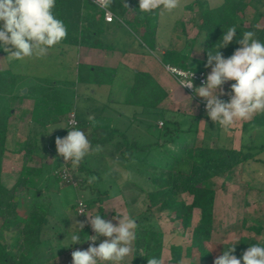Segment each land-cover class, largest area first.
Listing matches in <instances>:
<instances>
[{
  "label": "trees",
  "instance_id": "1",
  "mask_svg": "<svg viewBox=\"0 0 264 264\" xmlns=\"http://www.w3.org/2000/svg\"><path fill=\"white\" fill-rule=\"evenodd\" d=\"M255 1L260 3L262 8L256 13L263 15L264 0H223L216 7H211L206 0H194L186 5L184 11L189 15L187 22L180 23V31L183 35H187L186 24H188L202 35V57L198 59L192 57L196 37L188 38L182 50L165 51L162 57L164 64H172L194 72H207L210 69L205 67L208 51H215L216 44L224 31L232 26L237 28L234 41L227 48L220 49L225 58L230 57L240 47L236 40L242 38V33L245 31H254L256 38L264 42V27H258L256 24L245 25L246 11ZM127 3L129 9L123 7V0H114L110 11L115 16V20L106 23L103 11L86 0H56L53 13L67 28V36L59 44L114 51L113 46L106 45L102 37L109 25L128 17L127 22L122 21L124 25L129 24L130 31L141 44L153 50L157 40V20L160 10L141 13L139 0H127ZM2 52L3 50L0 49V54ZM93 67L86 65L87 72L84 76L79 73V82L87 87L111 86L115 79L113 69ZM64 85L67 84L51 79L32 81L15 74L10 69L0 70V264H34L32 253L48 241L46 236L50 219L56 218L50 196V185L55 183L59 188L67 186L75 188L81 185L89 187L91 184L88 183V178L96 176L98 180L100 176L98 155L116 160L127 172L149 182L146 188L139 186V195L145 196L147 200L145 210L135 208L138 197L127 204L129 215L138 225L134 240L133 264H147V260L153 257L162 259L164 232L154 221L152 210L155 207L161 212H169L170 219L181 230L191 233L188 247L183 248L181 245L169 247V264H181L183 257L192 261L194 250L198 252L199 258L204 260V257L209 255L206 246L212 241L214 229V214L208 204L212 203L216 196L214 189L205 187L204 183L221 172L227 171L232 176L237 166H242L243 169L248 165L247 163L250 162L252 165L257 162L256 154L253 152L258 148L249 146L246 151L243 149L236 151L219 145L216 143L219 130L214 122H210L211 130L205 131L208 144L199 147L197 135L202 115L189 117L188 126H182V121L175 117V113L160 107L168 96L154 78L148 73L135 72L123 104L141 109L147 116L155 115L156 121L161 122L162 126L148 130L152 137L148 142H140L137 138L130 137L117 126L104 129L102 136H97V129L93 127L89 140L93 147L101 145L103 151L86 156L79 167L74 169L71 161L64 162L63 158L58 156L55 145L57 137L67 136L68 127L53 137L48 133L51 126L59 124L64 117L75 111L73 103L66 97ZM24 87H27V92L21 94L20 90ZM18 99L33 101V109L30 113L31 126L21 149L22 167L17 181L7 189L1 182L2 164L6 154L9 121L13 116V106ZM78 122L79 126L75 128L80 130L86 128V122L79 120ZM252 124L264 127V113L256 114ZM42 137H44L43 143H41ZM36 151L42 153L41 159H44V162L42 161L39 168H32L29 163L35 157ZM263 151L264 148H260L258 154ZM49 156L54 158L52 162L47 163ZM63 167L68 170L72 180L82 178L81 181L76 182V186L62 183L60 177L55 175ZM184 195L191 198L190 203L181 198ZM82 202L89 209L95 206L97 200L89 199ZM22 209L24 213L20 214ZM98 210L101 211V207H98ZM195 211L199 212L196 225H194ZM75 213L84 219L78 214L77 205ZM250 230L256 236L264 235L263 227L250 228ZM253 244L264 245V240L260 243L255 239L244 237L240 239L239 248L247 250Z\"/></svg>",
  "mask_w": 264,
  "mask_h": 264
},
{
  "label": "rangeland",
  "instance_id": "2",
  "mask_svg": "<svg viewBox=\"0 0 264 264\" xmlns=\"http://www.w3.org/2000/svg\"><path fill=\"white\" fill-rule=\"evenodd\" d=\"M191 1L193 0H181V6L171 13L166 11L159 12V21L157 20V35L158 33L161 37L166 35L170 29H172L177 19L180 18L185 12L183 5L187 2L190 3ZM206 1L211 5L216 3V0ZM87 2L91 4L89 1ZM260 5V3L255 1L253 4H251L250 8H248L245 14L246 26L250 24H256L258 27H264V14L259 17V20L256 19L257 15L255 16L256 11H258V9H262ZM159 23L162 24L161 29H159ZM128 25H121L123 30L118 32L120 33L119 36L129 35L132 39L137 41L138 38L130 31ZM186 25V30L188 32L191 31L190 35H194L195 29H192L188 24ZM109 26L112 27V30L110 33H105V35L102 37V40L106 45H110L112 47L114 41L116 42L119 40L116 38L117 35L114 34V32H117L116 30L118 28L114 24ZM178 35L181 39H188L186 37L187 35H183L180 29H178ZM124 39L125 38L120 37V40L124 41ZM138 42L142 47L144 46L140 41ZM119 43L120 42H116V46L120 45L119 47L115 48L113 46L115 51L117 48H122L123 44ZM79 48L80 47L66 44H58L50 49L48 53L42 57L33 56L24 58L23 60H15L7 57L8 53L2 49L3 52L0 54V68L3 67V69H10L15 74H18L22 77H27L32 81L35 79H51L55 82H61L63 84L66 83L67 85H64L63 88L66 91V97L73 103L75 110L74 112H76L78 119L81 121L91 122L93 127L100 126V133H97L98 136H102V131L104 129L117 126L118 129L126 132L130 137L137 138L140 142L150 141L152 137L151 135L147 134L148 128L152 130L156 128V126H159L160 123L156 121L155 115L147 116L141 109H134L123 104L127 92L133 82L132 72L125 66H119L118 64L117 66L115 65L112 70L115 74V79L111 86L87 87L79 82V73L81 76H84V74L87 72L85 68L86 65L92 67L94 65H90V63L84 64ZM112 52L114 53V51ZM146 52L150 55L148 51ZM96 53H98L96 56H91V58H95L94 62L92 63L96 65L93 68H96L99 65H106L105 68H109V65H112L111 60L108 58L106 60L105 56H101L99 52ZM3 58L5 60H3ZM206 73L208 74L210 71ZM196 87L199 86L196 85ZM24 90H27V87L22 88L20 93L26 94L23 93ZM193 96L197 97L195 94H193ZM163 107L164 110H167L170 113H175V117L179 121H182V126L184 127L188 126L190 120L189 117L194 116V111H190L187 108H177L175 103H170L169 101L165 102ZM123 112L125 113L126 117H122L120 115ZM135 112H137V115H135ZM201 115L202 119L198 125L197 135V145L199 147L208 144L209 140L205 134V131L211 130L209 127L210 122H212L207 115L205 116L203 113ZM66 118L67 116L64 117V120L59 124L51 126L48 130V133L56 135L58 132H61L64 127H67ZM217 126L219 130L217 134L218 141L216 142L215 139L214 142L218 143L219 145H223L228 149L233 148L234 146L238 147L239 136L234 133H229V129L224 130L218 124ZM83 130L87 132V129ZM86 135L90 139L92 133L89 132ZM243 138V144H246L247 141L251 140V144L258 147V151L260 148H264V128L253 127L249 130H246ZM211 141L212 139L210 142ZM43 142L44 137L41 138V143ZM17 143L14 142V145H10L9 147L11 150L17 149L21 152L19 144L17 145ZM22 154L23 153L21 152L20 156H11L12 166L10 168L7 167V172L5 171L6 175H8V177L11 179L8 180V183L13 184L14 180L18 178L19 171L22 167ZM35 156L36 157L30 161L29 165L32 168H39L40 164L42 163V154L39 152ZM53 158V156H49L47 160L52 162ZM98 158L97 164L101 169L100 176L98 180L96 179L97 182H93L89 187H86L87 185H84L85 187L81 185V187L75 188L70 186L59 188V186L55 183L50 185V196L53 204L54 217L70 219L74 223L82 222L80 221L81 218L75 213V207L77 205L78 199L83 201L92 198H97L98 200L100 198L103 199L102 202L96 203L94 207L89 208L87 214H99L102 218L111 220L113 224L118 223V221L114 219L117 214L129 215V207L127 204L135 197H138V202L135 205V208L141 211L145 210L147 200L145 196L139 195V186L146 188L149 186V182L144 178L134 176V174L131 177V182L127 181L123 178L122 172L114 171L112 175H106L111 168L106 164L107 161L109 162V160H107L102 155H98ZM260 159L262 162H255L252 165H250L249 162L247 163L248 165L243 169L242 166H237L234 169L232 176L229 175V172L224 171L220 174L214 175L209 181L204 183L205 187L214 189L216 192L215 200L208 204V207L212 209L214 214V229L212 241L206 246L209 255L204 257V260H201L199 258L198 252L194 250L192 258L194 264H213L214 259L217 256H219L228 247L233 245H235V252L233 254L242 260V254L245 249L241 250L239 248V242L241 238H252L260 243L264 240V235L256 236V234L250 230V228H264V153L260 156ZM81 179L82 178H77L75 183H78L81 181ZM3 181L6 183L5 178ZM106 192H108L110 196L120 193L122 197L126 198L118 201L116 204H108L106 199L107 197L105 195ZM96 195L97 197H95ZM181 198L186 200L188 203L191 202V198L187 195H184ZM98 207H102L101 211L98 210ZM71 209L73 211H71ZM23 213L24 210H20V214ZM111 214H114L113 218L110 217ZM198 214L199 212L195 211L194 225L197 224ZM152 215L155 223L164 232L165 238L163 239L162 246L164 251L163 261L164 264H167L166 260L169 257L168 248L171 245H181L183 248L188 247L190 245L191 233L190 231L184 232L181 230L177 224L170 219L169 212H161L158 207H155L152 210ZM83 220L85 221L86 219ZM89 228L90 225L85 226L87 236L89 234ZM104 239L105 238H103V240ZM183 259L185 264H189V259H186L185 257H183Z\"/></svg>",
  "mask_w": 264,
  "mask_h": 264
},
{
  "label": "clouds",
  "instance_id": "3",
  "mask_svg": "<svg viewBox=\"0 0 264 264\" xmlns=\"http://www.w3.org/2000/svg\"><path fill=\"white\" fill-rule=\"evenodd\" d=\"M113 2L95 0L106 15ZM55 6L56 0H0V49L8 53L7 57L15 60L42 57L66 38L67 28L62 20L55 17ZM180 6L181 0H139L141 13H152L158 9L171 13ZM123 7L129 9L127 0H123ZM108 18L111 19L110 16ZM236 31L235 26L229 27L216 44L215 51H208L205 67L211 71L201 86H194V73H177L181 77L179 87L194 89L195 95L206 101L207 116L224 130H228L235 121L249 120L255 114L264 113V42L256 38L254 31H245L242 38L236 40L240 47L225 58L220 49L227 48L234 41ZM229 81L235 82L230 86V93H226L223 86ZM224 95H229L230 99H220ZM67 129V136L57 137L55 145L58 156L64 162L71 161L74 169L86 156L103 151L101 145L93 147L84 131ZM114 171L115 168H110L106 175H112ZM122 175L128 179L132 173ZM96 179L90 176L88 183L92 184ZM81 213L87 219L76 223L78 231L82 233L85 226L90 225L95 235L84 240L91 241L86 250L72 251V264H120L133 253L132 244L138 226L134 218L117 214L114 219L118 224H113L99 214ZM101 236L105 239L97 246L96 241ZM80 243L81 236L73 233L70 245ZM234 252L235 245L228 247L214 259L213 264H242V261L243 264H264V245L248 247L242 254V260ZM147 264H162V261L153 257L147 260Z\"/></svg>",
  "mask_w": 264,
  "mask_h": 264
},
{
  "label": "crops",
  "instance_id": "4",
  "mask_svg": "<svg viewBox=\"0 0 264 264\" xmlns=\"http://www.w3.org/2000/svg\"><path fill=\"white\" fill-rule=\"evenodd\" d=\"M193 1H191V2H193ZM222 2H223V0H216V3L214 5H211L209 3L208 4L211 7H216V6L220 5ZM188 4H189V2L185 3L183 5V7H185ZM160 12H162V10H160ZM188 15H189L188 12H184L183 15L177 19V21L174 23L172 29H170V31L166 35L161 37L158 33L156 45H155V48L153 50H150V49L146 48L145 46L142 47L140 45V43L138 42L139 40L136 41L135 39H132L129 35L128 36H125V35L119 36L120 33H118V32H121V30H123L121 25L125 26L124 22H127V20H129L128 17H124L122 20L124 22L119 20L120 22L114 24L118 28L116 30L117 32H114V34L117 35V37H116L117 40L119 39L116 42L117 43L120 42L119 44L122 43L123 44L122 48H117L116 51L114 50V53H113L112 51L93 50V49H88L85 47H80L79 49H80L81 57L83 59L82 61L84 62V64L90 63V65L95 66L96 64L92 63V62H94L95 58H91V56H93V55L96 56V54H98L96 52H99L101 56H105L106 60L108 58L109 60L112 61V65H109L110 66L109 68H111V69H113L115 65L117 66L119 64V66L122 65V66H125L126 68H128L132 72V77H133V74L135 72L148 73L154 78V80L157 82V84L166 92V94L168 96L167 99L160 106L162 109L164 108L163 106H164L165 102L169 101L170 103H175V106L177 108L178 107L184 108V109L187 108L190 111L191 110L194 111V113H193L194 116L201 115L202 112H201V108H200V102L204 101L203 98H200L198 96L195 97L193 95H190L187 91L183 90L181 87H179L177 82L169 74H167L165 72V70L163 68L164 62H163L162 57H163V54L165 53V51L166 50L180 51L184 47L186 39L180 38V36L178 35V29H180L179 26H180L181 22H187ZM256 15L259 17L261 16L258 13H255V16ZM259 17H257L256 19L259 20ZM161 26H162V24L159 23V29H161ZM111 30H112V27L108 26L106 33H110ZM186 32H188V31L186 30ZM190 34H191V31L188 32L186 37L189 39L196 37V42H195V46L193 48L192 57L196 58V59L201 58V56H202L201 49H202V44H203V37H202V35L198 34L196 29H195L194 35H190ZM191 36H193V37H191ZM120 37L125 38L124 39L125 42L123 40H120ZM116 42L114 41V43L112 44L115 48L120 46V45L116 46ZM146 51H148L150 53V55L147 54ZM150 56H152V57H150ZM0 58H1V56H0ZM85 59H88V60H85ZM3 60H5V59L3 58ZM0 61H1V59H0ZM3 66H5V65H3ZM98 67H106V65H99ZM2 69H3V67L0 68V70H2ZM209 71H211V69L207 70V72H209ZM234 82L235 81H230L223 86L224 91L226 93H230V91H231L230 86ZM220 99H222L224 101H228L230 99V97H229V95H224V96H221ZM32 109H33V101L32 100H28V99L20 100L19 99L14 104V109H13L14 114L9 121L8 138H7V142H6V154H5V158L3 160V164H2L3 171H2V176H1V182H2L3 186L6 187L7 189H10L14 185V183L17 181V179H15L13 184L8 183V180L10 178L8 177V175H6L7 167L10 168L12 166L11 156L12 155L13 156L14 155H17V156L21 155L20 150L19 151L17 149L11 150L9 146L14 145V142L15 143L18 142L17 145L19 144L20 149H22L23 142L26 139V137L28 136V134L30 133V126H31L30 113H31ZM15 112H16V114H15ZM75 114H76V112H75ZM120 115L122 117H124V116L126 117L124 112L121 113ZM255 116H256V114L253 115V117L249 120L235 121L229 127V133H234V134H237L239 136L238 147L234 146L232 149H234L236 151L243 149V151L244 150L246 151L249 146H254L253 144H251L252 143L251 140L247 141L246 144H243L242 142L244 140L243 136H244V133L246 130H249L253 127H259V126H255L252 124V121L255 118ZM78 120L80 122H86V128L85 129H87V132L84 131L83 129H82V131H84L86 134H88L89 132L92 133L91 128H93V126H92L91 122L81 121L80 119H78ZM260 128H264V127H260ZM96 129H97L96 133H100L99 132L100 126H96ZM148 130H149V128H148ZM147 134L149 135V133H147ZM49 135L55 136L54 134H49ZM12 142H13V144H12ZM256 148H258V147H256ZM257 152H258V150H255L253 152L256 154L257 162H260V161L262 162V160L260 159V156L264 153V151L261 152L260 154H258ZM38 153L39 152L36 151L35 155H37ZM106 159L109 160V162L107 161L106 164L108 166H110L111 168H115L116 169L115 172H122V174L127 173V170L122 168L119 165V163H117L116 160H114L110 157H106ZM42 161L44 162V159H41V162ZM47 163H50V161L47 160ZM41 164H40V166H41ZM102 171H104V170H102ZM104 172H106V171H104ZM4 178H5L6 183H4V181H3ZM123 178H124V176H123ZM128 179H125V180L128 181ZM95 194H96V192H95ZM105 195L107 197L106 199H107L108 204H116L118 201H121L124 198H126V197H122V195L120 193L117 195L110 196V194H108V192H106ZM95 197H97V195ZM92 199H96L97 203L103 201V199H101V198L99 200L97 198H92ZM78 201H83V200L78 199ZM72 209H71V211L74 210V209L73 210ZM110 217L113 218L114 214H111ZM57 218L50 219L49 226H48V233L46 236V239L48 241H46V243L42 247H40L39 250L32 253V258H33L34 264H72V256H71L72 251H74L76 249L86 250V241H84V240L87 238V232H86L85 228L82 230V233H81L78 231V226L76 225V223L72 222L70 219H66V218L65 219L64 218L59 219V217H57ZM80 221H84V220L81 219ZM73 233L79 234L81 236V242L82 243L70 245L71 244V235ZM103 238H105V237H103V236L99 237L98 242L99 243L102 242ZM133 243H134V241H133ZM132 247H133V253H134V245L133 244H132ZM133 253L130 256L126 257L127 259L120 262V264H133ZM163 258H164V251L162 248V259H161L162 264H164ZM169 260H170V252H169V257L166 260L167 264H169ZM191 262H193V261H190L189 264ZM109 264H110V262H109ZM181 264H185L184 259H182Z\"/></svg>",
  "mask_w": 264,
  "mask_h": 264
},
{
  "label": "built area",
  "instance_id": "5",
  "mask_svg": "<svg viewBox=\"0 0 264 264\" xmlns=\"http://www.w3.org/2000/svg\"><path fill=\"white\" fill-rule=\"evenodd\" d=\"M87 1H89L91 4L95 5L100 10L103 11L104 20H105L106 23L114 22L115 16L113 15V13L110 10L108 11V14L106 15L105 10L100 8L95 3V0H87ZM109 16L111 17V19L108 18ZM163 68H164L165 72L167 74H169L177 82L178 85H179L178 81L181 78L179 75H177V73H179V72L194 73V75H193V84H194L195 87H196V85L201 86L202 83L206 81V77H207V73L206 72H194V71L184 70L182 68H179L177 66H174V65L168 64V63L164 64ZM181 88L183 90L187 91L188 93H190L191 95L195 94L194 89H189V88H186V87H181ZM205 105H206L205 101H201L200 102L201 112L204 113L205 115H207L206 110H205ZM238 121H241V120H238ZM66 126L68 128H75V127L79 126V122L77 120V117H76V114H75L74 111L67 115ZM159 126L160 127L162 126L161 122L159 123ZM55 175H58L60 177V180L62 181V183H64V184H72V185L76 186L75 181L72 180V178H71V176H70V174H69V172H68V170L66 168L63 167L59 172H56ZM82 211L87 214L88 213V208L86 207V205L82 201H79L78 204H77V212H78V214L81 217H83L84 219H87V217L83 213H81ZM91 235H95V233L93 232V230H92V228L90 226L88 236H91ZM88 236H87V238H88ZM90 243H91V241H86V249L89 247ZM97 244H98V239L96 241V245Z\"/></svg>",
  "mask_w": 264,
  "mask_h": 264
},
{
  "label": "water",
  "instance_id": "6",
  "mask_svg": "<svg viewBox=\"0 0 264 264\" xmlns=\"http://www.w3.org/2000/svg\"><path fill=\"white\" fill-rule=\"evenodd\" d=\"M26 92H27V90H24V91H23V93H26Z\"/></svg>",
  "mask_w": 264,
  "mask_h": 264
}]
</instances>
